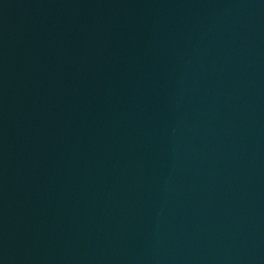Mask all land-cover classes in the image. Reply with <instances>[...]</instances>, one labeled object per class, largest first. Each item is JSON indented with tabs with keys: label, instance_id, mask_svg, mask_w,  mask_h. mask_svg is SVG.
Returning <instances> with one entry per match:
<instances>
[{
	"label": "water",
	"instance_id": "1",
	"mask_svg": "<svg viewBox=\"0 0 264 264\" xmlns=\"http://www.w3.org/2000/svg\"><path fill=\"white\" fill-rule=\"evenodd\" d=\"M0 264H264V0H0Z\"/></svg>",
	"mask_w": 264,
	"mask_h": 264
}]
</instances>
